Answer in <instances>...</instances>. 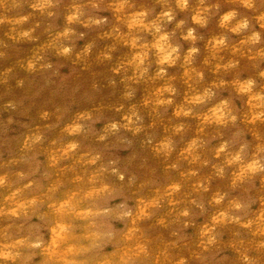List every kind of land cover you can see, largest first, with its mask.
I'll list each match as a JSON object with an SVG mask.
<instances>
[{
	"label": "clouds",
	"instance_id": "1",
	"mask_svg": "<svg viewBox=\"0 0 264 264\" xmlns=\"http://www.w3.org/2000/svg\"><path fill=\"white\" fill-rule=\"evenodd\" d=\"M0 87V264H264V0H0Z\"/></svg>",
	"mask_w": 264,
	"mask_h": 264
},
{
	"label": "rangeland",
	"instance_id": "2",
	"mask_svg": "<svg viewBox=\"0 0 264 264\" xmlns=\"http://www.w3.org/2000/svg\"><path fill=\"white\" fill-rule=\"evenodd\" d=\"M30 46L25 45L22 46L17 55L23 56L28 54ZM67 71V69H65ZM0 96L6 97V90L4 87H0ZM0 103H2V100H0ZM8 113L0 112V119H5L7 117ZM25 131V128L22 126H15V130L11 133L0 135V152L4 154V158L6 159L8 156L9 151L14 146L15 137H19L23 132Z\"/></svg>",
	"mask_w": 264,
	"mask_h": 264
}]
</instances>
